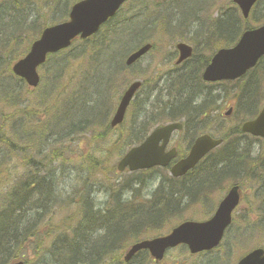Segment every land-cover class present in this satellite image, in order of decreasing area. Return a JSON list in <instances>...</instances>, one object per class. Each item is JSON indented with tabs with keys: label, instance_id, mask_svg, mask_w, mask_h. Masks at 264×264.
Instances as JSON below:
<instances>
[{
	"label": "rangeland",
	"instance_id": "rangeland-1",
	"mask_svg": "<svg viewBox=\"0 0 264 264\" xmlns=\"http://www.w3.org/2000/svg\"><path fill=\"white\" fill-rule=\"evenodd\" d=\"M72 1L70 0L66 4L67 0H0V50L3 45L5 55L0 57V74L3 69L6 70V74L0 75V138L2 139L0 140V216L2 209L8 205L10 200L11 195L8 194L7 189L21 181L17 179L16 173L27 170L24 164H28L32 160L31 158H35L37 162L43 165L41 168L32 167L34 170L29 171L31 176L39 177V171L41 170L40 174L47 177L46 182L51 181L54 177L62 183V185L57 186L54 182L55 188L51 192L52 195L59 197L58 200L53 202L52 198L47 200L46 197L37 200L38 207L45 203L42 207L44 212L39 211L41 212L39 222L30 217L29 225L24 229L19 227L18 224L16 229L10 230L20 234L25 231L26 235L28 229L37 227L33 237L31 234L24 240L20 239L18 241L17 246H22V251L30 258L27 264H58L55 259L60 254L61 249L65 248L51 244L49 248L42 249V246H39L38 243L48 233L51 234L52 243H54L57 236L67 235L68 227L75 230L74 228L79 226V218L73 217V220H69L67 215L78 212L79 208H83V212L87 213V215L89 211H98L100 217L98 226L103 230H107L110 221L113 224L117 222L114 220H118L120 214L129 215L134 213L133 210H128V208L139 207L141 205L140 202H144L145 198L157 201L165 200L168 195H171L172 203L177 204L184 218L201 221L210 218L214 214L215 210L212 213L211 211L203 213V211L211 210L217 202L215 196L222 197L233 183L238 184L242 188L243 203L236 209L234 224L228 230L221 246L210 253H204L200 256L190 255L189 251L183 247L171 249L166 254L163 264H205V260L208 262L209 259L213 258L224 260L229 258L230 254L234 255L233 258L235 255L239 256L242 249L240 246L243 247L245 245L246 248V246L251 244V247L246 250L257 248V246L264 247V190L260 187V182L264 178L263 168H251L254 171L252 173L253 179H244L245 177L242 178L239 175L230 174L228 171L221 174L217 170L216 172H210L211 174H216L215 177L219 179V182L213 183L214 185L210 184L211 186L208 183L205 188H201V191H197L198 194L207 195L198 199L199 203L203 205L202 209L200 207L201 204H197L192 196H186L185 187L182 186L180 189L182 194L180 199L176 198L174 194L172 195V192H168L172 183L170 181V170L168 169L155 168L153 172H143L142 174H133L129 171L120 173L117 171V164L120 158L135 143H132V136H134L135 132L132 131L131 126L140 131L141 128L146 129L139 134V138L142 139L147 134L145 131H150L156 125L168 122L163 119L164 116L159 115L157 109H164L165 114H169L171 110L169 107L178 105L175 103L176 97L179 99L184 98V96H190L192 97L191 99L194 97L191 84L187 86L186 92H182L179 95L177 91H180V89H174L172 93L164 81L168 80L166 78L167 75L177 77L179 73L186 72L188 68L194 69L201 62L202 54L205 53L206 47L204 37L199 40L200 42H195L185 30L183 33L182 31L170 33L166 31L165 25L177 27L175 19H177L178 11H176L175 4H170L168 11H161L169 0H131L125 10L121 12L122 14L109 23L108 26H104L98 35L87 41H77L70 49L51 56L46 65L40 69L42 82L35 91L28 90L22 80L16 79L10 73H7L11 68L8 66L9 63L20 52L17 51L18 46L22 45L20 42H25L24 35L19 38V34L23 33L16 30L12 31L13 24L21 22L25 27L30 20L34 21L35 30L26 31V33H29L30 41L28 42L31 44V41L39 36L41 32L39 30L54 21L52 20L54 6L58 4L66 6L69 12L70 6L73 4ZM176 1L179 9L182 5H185L191 10L202 7V5L208 6L215 2V0ZM256 10L257 15L261 13L258 19H262L264 17V2ZM148 11L150 12V18H144L149 14ZM217 11L224 13L223 16L228 13L229 16L238 13L233 6V1L222 0L219 6L214 8L206 17H203L201 28L209 27L219 20L217 15L214 16ZM159 15H161V19L155 20L154 18ZM131 18L139 20L135 21L136 24L131 26L130 30L127 27L124 28L122 24ZM255 22L257 23L258 20L255 19ZM159 25L162 26L160 34ZM38 27L39 29L36 32ZM120 32L125 33V35L128 34L122 42L121 49L123 47L124 49L125 47L130 48L128 45L134 47L135 41L136 45L153 42L154 49L142 58L136 66L127 69L123 67L122 71L120 70L121 66L118 65L114 73L110 75L108 71L111 68L109 65L113 61L111 60L114 54L113 51L116 50V53L118 52V49H115V44L119 46L118 43L122 41L118 35ZM135 33H137V40ZM181 38L189 42L190 40L194 41L198 46V53H200L198 57H194L183 67H176V60L173 59L176 54L175 45ZM216 42H219L218 34ZM110 46L111 48L109 49ZM116 53L114 56H116ZM122 54H118V59L113 65H116V63L121 64ZM95 55H101V60H98L96 64L91 62ZM124 57L125 55L123 59ZM205 59L207 58L205 57L204 61ZM107 74L109 75L104 80V76ZM247 76L246 79H241L239 82H223L220 83L222 85L217 86L203 85L201 87L202 93L194 98V102L197 105L206 104L211 100L215 101L216 103L213 104L212 109H207L208 113L203 121L206 123L219 121L225 124L227 130L218 133V128L215 129L209 126L203 132L198 131L197 135H195L190 125L188 126L187 124L184 132L175 133L171 146L177 144L182 150H186L190 148L192 141L199 134L209 133L218 138L229 134L231 128H238L236 125L241 124V121L245 120L242 119V114H245L242 107L248 101L247 97L250 95H252L250 99L254 101V94L260 93L259 100L255 103L257 107L261 108L264 104V62L260 64L259 68L249 72ZM139 79L144 82V87L135 99L125 124L117 130H111L108 124L118 107L117 104L123 91L131 82ZM172 79L171 81L168 80L170 84L173 82ZM103 80L110 81L111 86L107 88L102 84ZM193 84L195 89L197 81ZM158 85L159 88L151 94L147 93L150 86L156 87ZM240 87L243 89V94H240L242 107L239 112V104H236L233 96L239 92ZM258 87L261 88V91H256ZM159 91H161V95H158L159 100L155 101L157 96L155 92ZM117 95L118 100L115 102ZM214 95L218 96L217 99H215L216 97L214 98ZM98 96L102 99L97 102V112H95V107L93 106ZM243 98L247 101L242 102ZM17 102H19L18 107L16 106ZM100 102L104 103L98 104ZM221 104H225L226 107L223 110L218 109L217 112L215 109ZM230 106L234 107V113L228 117L225 113ZM90 107L93 108L89 109ZM79 118L82 119L77 121ZM107 118L108 122L106 123L104 121H107ZM13 120L19 121L18 128L23 121L28 127L38 129L31 131L26 128L23 130L20 127L19 132L23 134L25 138L23 139L18 137L17 132L11 128ZM74 122V126L68 127ZM193 124H195L194 121ZM41 126L43 129L52 131L65 127L59 131L44 132V143L41 146H37L36 144L40 142L41 131L39 128ZM26 140H32L36 144L28 143ZM245 140L246 142L243 143L245 147L252 154H257L261 159H264L263 140L247 137ZM216 156H218L217 151L211 158ZM209 162L210 160L206 165ZM206 165L200 169L203 174L207 173ZM184 181L174 183L175 192L178 191L176 189L177 186ZM129 183L130 186H128ZM30 185H34V183ZM25 186L27 187V185ZM158 190L159 193H156ZM212 192L215 196L211 194ZM26 202L28 206V201ZM30 206L32 209V202ZM89 206H92V208H89ZM125 207L126 209H123ZM115 208H118L117 211H115ZM171 209L174 208L171 207L167 211L164 210V214L170 212ZM36 212L35 210L33 211V216L36 215ZM114 214L115 216H113ZM164 219L165 216L159 221L162 222ZM178 220L187 219L179 218ZM159 221L153 224H145L143 228L138 227L137 230L132 232L133 236L130 235L126 239L119 234L120 238L123 239L120 241L123 243L120 244V249L114 254V261L106 260L104 264L118 263L119 257H122L121 252L124 245L131 242V239L135 236L142 237L151 231H158L157 223ZM171 224L175 225L177 221L175 218L168 216L167 221L163 223L164 227L168 228L164 233L168 232L169 228H171L168 226ZM245 229L244 234L242 231ZM90 234L91 230L86 235L89 236ZM245 235L248 236L249 240ZM12 245L11 247H13ZM237 245H239V248L233 251V247ZM81 246L86 249L85 243ZM11 257H14V254L4 255L0 260V264H6ZM240 257L236 261L228 259L227 262L233 260L231 263L236 264ZM141 261L140 259V263ZM151 262L147 264H151Z\"/></svg>",
	"mask_w": 264,
	"mask_h": 264
},
{
	"label": "water",
	"instance_id": "water-1",
	"mask_svg": "<svg viewBox=\"0 0 264 264\" xmlns=\"http://www.w3.org/2000/svg\"><path fill=\"white\" fill-rule=\"evenodd\" d=\"M125 0H82L72 7L70 21L50 26L44 30L41 37L32 45L27 57L16 62L15 74L25 78L31 87H37L40 82L37 69L44 63L49 53L58 52L71 45L72 39L77 36L88 38L99 30V27L114 16L120 5ZM244 12L249 15V10L257 0H235ZM148 44L127 58L128 64L138 61V58L150 50ZM181 50V59L191 55L192 49L185 44L178 46ZM264 55V26L256 30H247L237 46L234 48L221 49L217 52L211 64L207 67L204 79L209 81L236 79L253 67L260 57ZM141 82L133 83L124 93L113 120L112 126L121 123L129 103L139 90ZM176 129H182L179 123L168 124L152 132L142 145L131 148V151L120 160L119 170L129 167L130 170L153 167L156 164L165 166L176 156V150L165 152V146L169 142L172 133ZM243 131L264 136V108L261 115L242 127ZM163 141L162 145H160ZM221 140H216L210 135L197 138L191 152L186 159L174 166L175 176L185 175L192 169L211 149L219 146ZM239 188L233 187L232 191L223 199L216 214L211 220L205 222H185L174 229L167 237H158L155 240H146L135 244L126 255L129 260L137 251L149 248L155 259H163V255L169 247H175L180 243L189 246L192 253L203 250H211L221 242L225 229L232 223L233 209L239 204ZM15 264H23L18 262ZM238 264H264V250L257 248L240 260Z\"/></svg>",
	"mask_w": 264,
	"mask_h": 264
},
{
	"label": "trees",
	"instance_id": "trees-1",
	"mask_svg": "<svg viewBox=\"0 0 264 264\" xmlns=\"http://www.w3.org/2000/svg\"><path fill=\"white\" fill-rule=\"evenodd\" d=\"M75 1H78V0H73L72 2L74 3ZM69 2H70V0H67L66 4H68ZM62 7H64V6H61L60 4L54 6L53 11H52L53 12L52 20H54L53 23L59 22V20H65L67 18L68 13H69L68 12V8L66 6L64 8H62ZM58 8L60 9L59 11H58ZM57 12H58V14H57ZM54 15H56V16L54 17ZM218 21L219 22H224L222 20H218ZM225 22H227V21H225ZM215 24L216 23H214L211 26L206 27V28L208 29V31H211V32H213V33H215L217 35V29L218 28H217V26ZM241 24L244 25L245 22L242 20ZM34 25H35V23H33V22H29L25 27L23 26V24H21V22H17L15 25L13 24L12 31L14 32L16 30L17 32L23 33V34H19V38H21L24 35L25 42H20V44H22V45H19L18 48H17V51H20V52H19L18 56H16V58H13L11 60V62L8 65L9 67H11L12 62H15L17 59L23 57L25 55V53L27 52V50H28V48L30 46V43L28 42V41H30V37H29V33H26V31L35 30L34 29L35 28ZM38 29H39V27L36 29V32L38 31ZM240 31H241V28H238L236 30V33H234V35H237ZM234 35H232V36L229 35V42L233 41L232 38H233ZM211 44H216V40L214 42H211V41L207 42V45H206L207 49L212 52L213 49H212ZM129 51L130 50L126 49L122 55L124 56ZM3 55H4V46L2 45V48L0 50V57H2ZM123 56H122V58H123ZM100 57H101V55L100 56L99 55H95L93 57L94 59L91 60V62H94L96 64ZM207 61H209V60H207ZM116 65H117V63H116ZM116 65L112 68V72L113 73L116 70ZM200 75L201 74L199 73V69L197 71H194V75H193L194 81L197 80L198 82L199 81L202 82V79H201ZM185 85H186L185 82H183V84H181L180 90L182 92H186L187 86H185ZM191 87H192V91H193L194 87H195L193 82H191ZM173 88L174 89H178L179 88V84L175 85V87H173ZM239 89H240L239 92H237L235 94V96H233V95L232 96H233V100H236L237 105L239 104L238 105V111L240 112V108L242 107L240 96L243 94L242 93L243 89L241 87ZM254 95H255V100L254 101L258 100L257 99V93H255ZM250 97H247L249 103H248V101L246 99H244V98L242 99V102H244L245 100L247 101L244 104V106L242 107L243 111L245 112V114H242L243 115L242 119L251 118V117L255 116L258 113V107L255 104V102L252 99H250ZM188 98H189L190 101L192 100L191 99L192 97L189 96ZM176 99L177 100H176L175 103H179L180 105L185 102V101L183 102V98L179 99V98L176 97ZM239 100H240V102H239ZM172 107H173V110H171L172 114L170 115L171 118L167 116L170 119V121L171 120L173 121L175 119H179V118L184 117V114H182L180 112L181 110H183V106H181V108H178V107H175V106H172ZM157 110L159 111L160 109H157ZM236 126L238 128L233 127V128H231L230 132L241 135L242 133L240 131V124H237ZM19 127H22V125L19 126ZM25 128L26 129H30L31 131H35V130L38 129V128L34 129V128H31V127H28L27 125L25 126ZM13 130L15 132H17L18 137H20L21 132L18 131V127L14 128ZM40 131H41L40 132V137H39L40 138V142H38L36 144L32 140L31 141L26 140V141H28L29 143L36 144L37 146H41L42 143H44L43 142V136H44V132L45 131L41 130V128H40ZM22 137H24V136L22 135ZM215 153L216 152H214L212 155H210L209 158L205 162H203L201 165H199L198 169H196L195 171L191 172L192 174H190L188 176V178L185 179L187 181L188 180H191V181L183 182V187H185L184 190L186 191V196L187 197L188 196L194 197L196 194L199 195L197 193V191L198 190L201 191V188L204 185L208 184V182H207L208 181V175L207 174H203L202 171L199 172V169H200L201 166H203L207 161L210 160L211 162L215 163L216 167L218 168V164H220V162H223L221 158H217L218 156H216L215 158H211V157H213V155H215ZM22 180H23V177L21 178L20 182H18L16 185H14L16 189L11 194L10 200L8 201V205L2 209L3 211H2L1 216H0V245L7 244L6 241L8 240V237L11 236L9 230L13 229L16 226V224H15L16 221L15 220H18L20 223H23L22 220H23V218H25L24 213L28 211V209H26V205H27L26 201L28 199L27 198V190H26L27 187L25 185H22ZM170 192H172V195L175 194V190H171ZM47 195H49V193H47ZM171 197H172L171 195H168L166 197V199L169 200ZM21 198H22V200H21ZM158 205L159 206H157V207L160 208L161 210H167L168 209V203L158 204ZM148 208L149 207H146V209H148ZM115 211H117V208L115 209ZM138 211H139V209L135 208V212L134 213L127 215L128 218L129 219H134V218H141L142 219L143 218L144 220H142V221L146 222V218L151 216L146 211L145 212L144 211L138 212ZM170 212L165 213L166 214L165 216L171 215ZM177 213L178 214L175 215L176 216L175 217L176 221H178L179 218L185 219L184 216L181 213V209L178 210ZM178 215H180V216H178ZM76 216L79 217V213H73V214L70 213L69 215H67V218H69V220H73L74 219L73 217H76ZM87 221H89V218H87V219H79V226L75 227L74 228L75 230L69 229V227H68V229H67L68 230L67 240H61L60 236H57V238L54 240L55 241L54 243H49L50 245L53 244L56 247H58L60 245L61 248L62 247L65 248V249H61L60 254L58 255V257L55 260L56 263H58V264H104L106 262V260L107 261H111V262L114 261V256H115L114 252H115V250H113V247L115 246L116 243H120L121 242L120 238L118 237V232H119L120 228H122L123 226H118L116 224H114L112 227L108 226L107 227L108 228V232L106 234L102 235V237L98 238V240L97 239H91L90 240V238H88L87 236H84L85 237L84 238L80 234V233L83 234V230H88L89 231L88 226L86 227ZM123 224L128 225V223H126L125 221L122 222L120 225H123ZM141 224L142 223H140V225ZM143 225H144V223H143ZM79 229H80L79 233L76 234ZM30 235L31 234L28 233V232L25 235V231H24L23 233H21V239L24 240L26 237H28ZM79 236H80L81 239H79ZM49 239L52 241L50 233L46 236V239H44V242L46 243V241H48ZM83 242H85V244H88L89 249H91L90 253L88 255H86L85 257L81 256L82 251H81V247L80 246L83 244ZM38 244H39V246H42L41 242H39ZM95 244L103 245L104 247L102 249L103 251L99 254L98 261L97 262H92V259L94 257V254L92 253V252H94V250H92V248H93V246ZM49 247L50 246H47V248H49ZM118 260H119V262H122V260H120V259H118Z\"/></svg>",
	"mask_w": 264,
	"mask_h": 264
},
{
	"label": "bare ground",
	"instance_id": "bare-ground-1",
	"mask_svg": "<svg viewBox=\"0 0 264 264\" xmlns=\"http://www.w3.org/2000/svg\"><path fill=\"white\" fill-rule=\"evenodd\" d=\"M173 3H177L176 0H172ZM206 6V5H202V7L196 8V9H190L188 6L182 5L180 8V11L177 12L178 16H177V25L181 28L183 27V29L185 30V32L187 34H190V36H192V39L195 42H200L199 40H201L203 37H205L204 41L207 42H214L217 39V35L211 31H208V29H201L202 26V20H203V14L200 13L202 8ZM191 11V12H190ZM210 11H212L210 9ZM216 26H217V32L222 33L221 38L223 39H227L229 40V35L232 36L234 35V33H236V29L229 23V22H215ZM212 49L215 52H219L220 49L218 47V45L216 44H211ZM231 46H222V49H226L229 48ZM193 68V67H192ZM109 74H113L112 70L109 69L108 71ZM183 73V72H182ZM182 73H179V75L177 77H175L174 75H167L166 78L168 80L171 81L172 79V83L170 84L168 80H164L166 86L170 89V91H172V87L174 85H176L175 83L177 82L178 78L180 77V75ZM108 75V74H107ZM106 77V75L104 76ZM157 88H159V85L156 87H149L148 90V94H151L154 90H156ZM194 97L193 99L190 101L189 98L187 96H184L183 98V102L181 105L178 104L177 107L181 108V106H183V110H181L180 112L182 114H184L183 118L187 119L188 124L190 125V128L194 131V134L197 135V132H203L205 128H208L209 126L214 127L215 129L218 128L217 132H221V131H225L227 130V128H225V124L221 123V122H204L203 119L206 118L207 115V109L208 107L206 106L205 103L199 104L197 105V103L194 102V98L198 97L202 91L200 88H195L194 90ZM256 91H261V88L258 87V89H256ZM251 96V95H250ZM248 96V97H250ZM216 96L214 95V98ZM104 102H100L98 104H102ZM94 111L97 112V106H95ZM142 111V110H141ZM143 112V111H142ZM176 114V113H175ZM193 121L195 122V124H193ZM48 131H52V130H48ZM54 131V130H53ZM52 131V132H53ZM245 136L243 134L239 135V134H235L230 132L229 134H226L224 136H220V140L221 142L219 143L218 146V156L219 158L222 159V163L224 164V166L226 167V171H228V173L230 174H235V175H239L240 177H245L244 179H253V170L251 168H256V167H261L264 169V159H261L257 154H252L247 147H245V145L243 144L244 142H246L245 140ZM31 167L33 168H41L40 162H37L35 160V158H32V160L29 161ZM44 170H47L46 168H43ZM21 174V172H20ZM244 174H246L244 176ZM256 177V176H255ZM258 179V177H257ZM47 181V177L45 175H43V177L39 176L36 177L34 175H32L29 179V185L25 182H23L22 180V185H27V198H28V209H30V205L31 202H33L34 200H38V199H44V194L46 192H53L55 186H54V182L57 186L62 185V183L60 182L59 179H55L54 177L51 179V181L46 182ZM209 184L214 185L213 183H217L219 182V179H216L214 176H210L208 178L207 181ZM211 182V183H210ZM34 185H30L33 184ZM36 185V186H35ZM210 185V186H211ZM35 186V187H34ZM207 185H204L202 188H205ZM260 187H262V189L264 190V178L262 179V181L260 182ZM15 186L12 185L9 189H7V192L9 195H11V193L15 190ZM213 189V188H212ZM49 197L52 198L53 202H55L56 200L59 199V197L57 195H50ZM119 204V201H118ZM123 205V204H122ZM90 208H92V206H90ZM44 212V209L39 208V210L36 212V215L33 216V213L30 212V217L33 218V220H37L39 222V219L41 218V212ZM115 216V214L113 215ZM117 218V217H116ZM124 216H122L121 214L118 217V220H114V221H118L121 222L123 221ZM80 231V229L77 231L76 234H78ZM88 234L89 231L88 230H83V233ZM122 235V231L118 232V236ZM103 245H99V244H95L92 248V250H94V252H92L94 254V257L92 259V262H97L99 259V254L103 251ZM89 248L85 249L82 253L81 256L85 257L88 253H90ZM56 260V259H55ZM115 264H123L122 262L119 263H115Z\"/></svg>",
	"mask_w": 264,
	"mask_h": 264
}]
</instances>
